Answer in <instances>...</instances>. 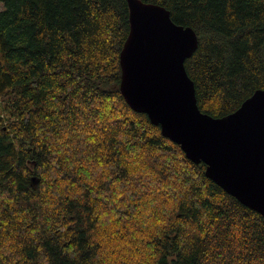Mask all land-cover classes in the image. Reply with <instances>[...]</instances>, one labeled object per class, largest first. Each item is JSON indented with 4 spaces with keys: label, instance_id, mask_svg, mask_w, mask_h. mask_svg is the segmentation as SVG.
I'll return each instance as SVG.
<instances>
[{
    "label": "trees",
    "instance_id": "trees-1",
    "mask_svg": "<svg viewBox=\"0 0 264 264\" xmlns=\"http://www.w3.org/2000/svg\"><path fill=\"white\" fill-rule=\"evenodd\" d=\"M192 28L200 111L264 89V0H141ZM0 264H264V218L120 91L128 0H0Z\"/></svg>",
    "mask_w": 264,
    "mask_h": 264
},
{
    "label": "water",
    "instance_id": "water-1",
    "mask_svg": "<svg viewBox=\"0 0 264 264\" xmlns=\"http://www.w3.org/2000/svg\"><path fill=\"white\" fill-rule=\"evenodd\" d=\"M130 33L120 54V91L206 176L264 218V89L222 118L200 111L185 62L198 48L190 27L159 5L128 0Z\"/></svg>",
    "mask_w": 264,
    "mask_h": 264
},
{
    "label": "rangeland",
    "instance_id": "rangeland-1",
    "mask_svg": "<svg viewBox=\"0 0 264 264\" xmlns=\"http://www.w3.org/2000/svg\"><path fill=\"white\" fill-rule=\"evenodd\" d=\"M2 9V5L0 4V10Z\"/></svg>",
    "mask_w": 264,
    "mask_h": 264
}]
</instances>
